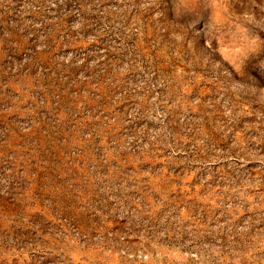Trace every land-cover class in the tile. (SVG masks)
<instances>
[{
    "label": "rangeland",
    "instance_id": "374dc122",
    "mask_svg": "<svg viewBox=\"0 0 264 264\" xmlns=\"http://www.w3.org/2000/svg\"><path fill=\"white\" fill-rule=\"evenodd\" d=\"M0 264H264V0H0Z\"/></svg>",
    "mask_w": 264,
    "mask_h": 264
}]
</instances>
